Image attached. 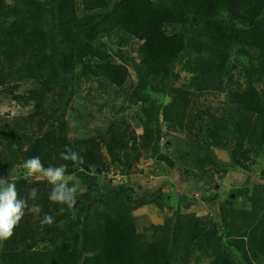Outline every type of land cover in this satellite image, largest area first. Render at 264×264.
<instances>
[{"label":"rangeland","instance_id":"1","mask_svg":"<svg viewBox=\"0 0 264 264\" xmlns=\"http://www.w3.org/2000/svg\"><path fill=\"white\" fill-rule=\"evenodd\" d=\"M165 30L178 32L171 26ZM96 36V61L126 69L120 85L112 84L99 70L84 67L68 75L62 88L36 82L0 85V121L33 117L40 100L43 133L53 130L56 133L49 134L62 139V149L54 146L52 153L40 157L44 167L67 164L68 185L77 187L69 218L52 224L53 235L59 239L72 233L97 236L102 220L122 209L131 216L140 244L168 246L174 241L178 264H209L215 251L226 262L264 264L260 258H252L251 263L244 260L232 245L243 239L227 223L232 210L264 211L254 207L258 198L264 200V136L252 121H241L229 99L245 85L243 61L235 62L233 55L227 66L230 76L218 75L215 80L199 79L179 65L167 67L158 82L144 88L135 70L142 58L140 43L126 39L121 29L107 38ZM34 91H41L40 97L35 99ZM206 108L217 118L212 130L203 112ZM31 133L23 136L29 135L32 142L41 139L40 132L35 131V137ZM108 139L117 162L108 154ZM24 140L17 141L19 146L0 141V177L17 184L25 197L32 188L39 190L35 201L28 203L39 204L41 213L34 216L26 210L20 224L27 232L31 227L37 236L33 247L44 259L51 242L42 238L44 227L49 226H42L40 218L51 215L46 199L52 185L23 168ZM66 147L79 152L83 162L60 160ZM163 157L171 161L170 166ZM237 215L236 220L241 219ZM4 243L0 242V257ZM27 248L18 247L17 252L25 253L21 250ZM25 254L20 262L35 264L32 254Z\"/></svg>","mask_w":264,"mask_h":264},{"label":"trees","instance_id":"2","mask_svg":"<svg viewBox=\"0 0 264 264\" xmlns=\"http://www.w3.org/2000/svg\"><path fill=\"white\" fill-rule=\"evenodd\" d=\"M170 26L178 28V32L167 34L165 29ZM115 29H121L126 39L140 43L142 58L135 70L144 88L158 82L167 67L179 65L199 79L215 80L220 79L218 75L230 76L227 66L233 55L235 62L242 60L245 85L230 94L229 99L241 121H252L264 136V0H0V85L36 82L62 88L68 75L84 67L99 70L118 86L125 81V67L96 61L99 56L93 45L96 34L97 39L107 38ZM39 93L34 91L33 97H40ZM37 101L33 117L0 121V141L8 146H19L23 138L27 142L21 153L25 161L52 153L54 146L62 149V139L49 134L54 135L55 131L43 133L45 122L40 117V100ZM203 112L210 118L208 128L212 130L217 122L214 111L206 108ZM35 131L41 134L36 142L30 141L27 134L23 136L32 132L35 137ZM110 142L106 141L108 154L117 162ZM163 161L171 165L167 157ZM16 189L20 198H26L17 184ZM256 201L260 202L254 207H264V200ZM46 204L51 215H57L55 223L69 218L67 205L53 204L47 199ZM237 213L241 214L239 220ZM20 223L4 243L2 264H22L20 259L25 253L32 254L35 264L179 261V248L174 241L168 246L165 242L140 244L131 216L122 209L102 220L97 236L72 233L67 239H59L53 235L52 225L49 229L44 227L42 238L51 242L44 259L39 249L33 247L37 236L30 232L31 227L27 232ZM227 223L232 233L243 239L232 245L242 252L244 260H264V211L232 210ZM25 245L28 248L21 250L25 253H18V247ZM10 247L15 248L10 252ZM209 264L234 262H226L221 252L215 251Z\"/></svg>","mask_w":264,"mask_h":264},{"label":"clouds","instance_id":"3","mask_svg":"<svg viewBox=\"0 0 264 264\" xmlns=\"http://www.w3.org/2000/svg\"><path fill=\"white\" fill-rule=\"evenodd\" d=\"M59 159L62 161H71L73 163H82L83 158L79 152L66 147L60 153ZM23 168L29 175L40 174L47 182L52 185L49 193V201L53 204L67 205L71 209L76 201L77 187H69L68 178L65 176L67 164L59 166L49 165L44 167L39 156H34L23 163ZM38 189L32 188L26 198H20L14 183L4 177H0V242L9 240L14 229L19 225L26 214L39 216L42 209L39 204L29 205L28 201H35L38 195ZM60 213L64 209L60 208ZM55 222V217L50 214H44L40 218L41 225L51 226Z\"/></svg>","mask_w":264,"mask_h":264}]
</instances>
